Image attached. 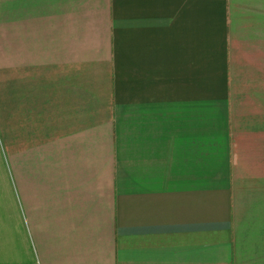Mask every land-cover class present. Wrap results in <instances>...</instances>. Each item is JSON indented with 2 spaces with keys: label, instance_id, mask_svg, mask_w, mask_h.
<instances>
[{
  "label": "crops",
  "instance_id": "crops-1",
  "mask_svg": "<svg viewBox=\"0 0 264 264\" xmlns=\"http://www.w3.org/2000/svg\"><path fill=\"white\" fill-rule=\"evenodd\" d=\"M0 264H264V0H0Z\"/></svg>",
  "mask_w": 264,
  "mask_h": 264
},
{
  "label": "rangeland",
  "instance_id": "rangeland-1",
  "mask_svg": "<svg viewBox=\"0 0 264 264\" xmlns=\"http://www.w3.org/2000/svg\"><path fill=\"white\" fill-rule=\"evenodd\" d=\"M237 68L234 69L236 71V73L240 76L241 75V64L236 65ZM237 77V75H236ZM240 88H241V83L238 81V79H236L233 82V86H232V102H233V107L234 110H232V116H233V125H232V133L234 132L235 136H237L239 138V127H240ZM237 119V120H236Z\"/></svg>",
  "mask_w": 264,
  "mask_h": 264
}]
</instances>
